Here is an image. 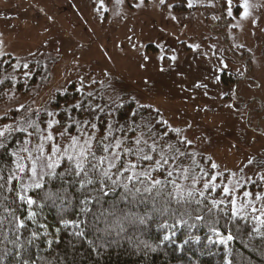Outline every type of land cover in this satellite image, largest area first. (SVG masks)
Wrapping results in <instances>:
<instances>
[{
	"label": "rangeland",
	"instance_id": "rangeland-1",
	"mask_svg": "<svg viewBox=\"0 0 264 264\" xmlns=\"http://www.w3.org/2000/svg\"><path fill=\"white\" fill-rule=\"evenodd\" d=\"M0 57L13 80L0 138L12 113L71 84L105 85L158 111L190 146L185 184L219 187L233 211L264 225V0H0ZM51 128L29 150L36 180L92 150L91 137Z\"/></svg>",
	"mask_w": 264,
	"mask_h": 264
},
{
	"label": "trees",
	"instance_id": "trees-1",
	"mask_svg": "<svg viewBox=\"0 0 264 264\" xmlns=\"http://www.w3.org/2000/svg\"><path fill=\"white\" fill-rule=\"evenodd\" d=\"M10 66L0 57V97ZM159 115L105 85L73 84L12 113L0 138V264H264V225L219 187L184 183L190 146ZM53 126L63 139L91 137L99 167L81 171L68 153L36 180L29 150Z\"/></svg>",
	"mask_w": 264,
	"mask_h": 264
},
{
	"label": "snow or ice",
	"instance_id": "snow-or-ice-1",
	"mask_svg": "<svg viewBox=\"0 0 264 264\" xmlns=\"http://www.w3.org/2000/svg\"><path fill=\"white\" fill-rule=\"evenodd\" d=\"M94 127H95V126H94ZM62 135H63V133H62ZM51 138H52L51 136L48 137V139H51ZM72 139H73V142H75L76 138L73 137ZM53 150H54V151L56 150L55 146H53ZM103 150H104V151H107L108 149H107V147H105ZM81 157H82L83 159H81L80 161H78V162L76 163V168L80 169L81 171H83L84 163H85V162L89 163V165L91 166L92 169H97V168L99 167V163H92L93 160H96V156H95L94 153H92V152H90V151L87 153V157H91V160H88L87 157L84 156V152H83V151L81 152ZM73 159H74V158H73L71 155L68 156V160H69V161H72ZM143 159H145V160H149V161H150V160H151V157L144 156ZM102 162H103V161L101 160L100 163H102ZM49 167H52V165H49ZM110 167H116V165L113 163V164H110ZM79 174H80V172H76V175H79ZM103 175H104V176H107V175H108L107 171H105V172L103 173ZM168 175L170 176V175H171V172H169ZM155 183H156V184H159L160 181H155ZM36 186L39 187V184H37ZM125 187H127V186H125ZM29 203H31V201H29ZM165 239H166V238H165Z\"/></svg>",
	"mask_w": 264,
	"mask_h": 264
}]
</instances>
